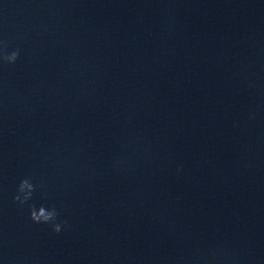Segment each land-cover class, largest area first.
I'll return each instance as SVG.
<instances>
[{"label": "clouds", "instance_id": "obj_1", "mask_svg": "<svg viewBox=\"0 0 264 264\" xmlns=\"http://www.w3.org/2000/svg\"><path fill=\"white\" fill-rule=\"evenodd\" d=\"M15 37L7 36L0 38V69L15 65L21 57L22 48L15 44ZM182 169L177 168V172ZM36 191V185L31 179L26 177L21 179L13 196V202L21 207L27 206L29 211V219L34 224L48 225L52 233L59 235L62 231L68 230L67 221L60 220L61 211L55 205L45 206L41 204L37 206L29 203L33 199V193Z\"/></svg>", "mask_w": 264, "mask_h": 264}]
</instances>
